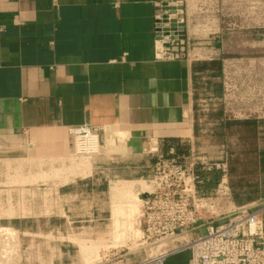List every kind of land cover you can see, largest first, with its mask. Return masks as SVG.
<instances>
[{"label":"crops","instance_id":"crops-1","mask_svg":"<svg viewBox=\"0 0 264 264\" xmlns=\"http://www.w3.org/2000/svg\"><path fill=\"white\" fill-rule=\"evenodd\" d=\"M188 1L0 0V231L25 230L36 241L55 222L64 239L69 212L91 220L101 165L117 181L125 171L109 138H122L133 157L156 142L192 140L196 79L213 74L214 63L162 58L156 34L158 6ZM80 125L102 129V154L83 157L90 166L72 152L70 129ZM196 234L152 251L178 249ZM48 251L31 256L50 264ZM165 264H190V255L175 251Z\"/></svg>","mask_w":264,"mask_h":264},{"label":"rangeland","instance_id":"rangeland-1","mask_svg":"<svg viewBox=\"0 0 264 264\" xmlns=\"http://www.w3.org/2000/svg\"><path fill=\"white\" fill-rule=\"evenodd\" d=\"M182 6L183 24L188 30V59L196 60L197 64L212 62L218 65L211 74L210 89L204 91L200 88V79H196L190 116L193 158H203L210 165L227 161L231 205L239 207L258 203L264 199V0H189ZM221 64L229 72L235 65H241L238 73L249 77L248 81L225 89L219 78ZM232 111H241L249 117L246 120L228 118ZM250 120L254 122L244 123ZM108 140L112 144L107 148L109 154L119 164L125 165V171H120L122 178L117 181L115 169L104 163L101 165L105 169L90 185L91 220L69 212L71 217L65 221L64 239L57 236L55 222L49 224V231L53 232H48L47 237L41 240H32L25 230L10 233L11 237L0 238V253H14L0 256V264H40L42 259L31 254L32 251H41V248L50 250L47 255L50 264H79L81 259L85 260L84 264H95L109 252L124 254L130 260L155 254L153 247H139L140 201L137 216L122 229L123 238L111 232L114 215H117L118 226L124 213L125 199L133 202L130 204L134 211L137 204L134 195L137 197V193L147 186L144 180L151 175L155 155L148 152L150 145H147L133 157L126 151L122 138ZM168 144H159L162 154ZM179 148L186 155L185 147ZM77 161L91 165L83 157ZM134 163H140L135 173ZM122 195L124 197L121 198ZM112 211L115 213L111 219ZM83 227H92V234ZM197 230L199 235L200 229ZM177 238L162 244H173L170 241ZM83 244L93 247L89 248L93 250L86 253V248L81 247Z\"/></svg>","mask_w":264,"mask_h":264},{"label":"built area","instance_id":"built-area-1","mask_svg":"<svg viewBox=\"0 0 264 264\" xmlns=\"http://www.w3.org/2000/svg\"><path fill=\"white\" fill-rule=\"evenodd\" d=\"M157 10L160 56L188 58V41L185 34L181 38L180 28L184 27L183 6L164 5ZM241 68L235 65L229 72L221 64L219 78L225 89L248 81L249 77L238 73ZM211 78L213 75L200 76V88L210 89ZM227 117L246 120L249 115L232 111ZM101 133L102 129L89 125L70 129L73 154L87 158L100 156L104 149ZM192 142L179 145L185 147L186 155L177 145L168 144L163 154L159 142L149 146L148 152L155 155V162L151 175L144 180L147 186L137 193L140 200L138 241L141 249L156 248L181 233L200 229V234L175 250H162L135 260L109 252L95 264H165L175 251H187L190 264H264V199L239 207L231 205L227 161L210 165L203 158H193ZM9 234L1 230L0 238L7 239L11 237ZM13 253H0V256Z\"/></svg>","mask_w":264,"mask_h":264},{"label":"bare ground","instance_id":"bare-ground-1","mask_svg":"<svg viewBox=\"0 0 264 264\" xmlns=\"http://www.w3.org/2000/svg\"><path fill=\"white\" fill-rule=\"evenodd\" d=\"M124 195V194H123ZM121 196V198L122 197H124V196ZM134 198H135V200H136V202H137V204H136V206H135V209H134V211L131 209L132 208V206H131V204L130 203H133V202H131V201H129V200H124L123 201V206H122V208H123V214H122V216L120 217V220H119V224H118V226H117V222H116V219L115 218H117V215H114V217H113V219H114V222H113V224H112V227H111V232L113 233V234H115V235H119V236H121V238H123V228H124V226H126V224H128V225H130L132 222L131 221H129V220H131V218H134V217H136L137 216V214H138V211H137V206H138V203H139V201L140 200H138L137 199V197L134 195ZM113 213H115V212H113ZM116 214H117V212H116ZM112 218V217H111ZM115 227L117 228V229H115ZM128 229V228H127ZM125 232V231H124ZM134 233V235H137V233L136 232H133Z\"/></svg>","mask_w":264,"mask_h":264},{"label":"water","instance_id":"water-1","mask_svg":"<svg viewBox=\"0 0 264 264\" xmlns=\"http://www.w3.org/2000/svg\"><path fill=\"white\" fill-rule=\"evenodd\" d=\"M180 28H181V38H184L185 28L183 26H180Z\"/></svg>","mask_w":264,"mask_h":264},{"label":"trees","instance_id":"trees-1","mask_svg":"<svg viewBox=\"0 0 264 264\" xmlns=\"http://www.w3.org/2000/svg\"><path fill=\"white\" fill-rule=\"evenodd\" d=\"M213 65L216 67L217 64L214 63ZM217 66H218V65H217ZM235 122H237V121H234V123H235ZM252 122H254V121L250 120V121H246V122H244V123L247 124V125H249V124L252 123Z\"/></svg>","mask_w":264,"mask_h":264}]
</instances>
